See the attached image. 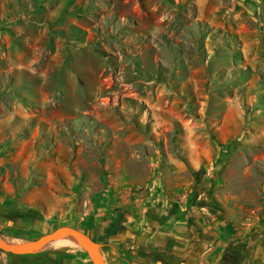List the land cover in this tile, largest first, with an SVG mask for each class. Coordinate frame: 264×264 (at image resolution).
<instances>
[{"label": "rangeland", "instance_id": "obj_1", "mask_svg": "<svg viewBox=\"0 0 264 264\" xmlns=\"http://www.w3.org/2000/svg\"><path fill=\"white\" fill-rule=\"evenodd\" d=\"M155 208L264 231V0H0V237Z\"/></svg>", "mask_w": 264, "mask_h": 264}, {"label": "crops", "instance_id": "obj_2", "mask_svg": "<svg viewBox=\"0 0 264 264\" xmlns=\"http://www.w3.org/2000/svg\"><path fill=\"white\" fill-rule=\"evenodd\" d=\"M143 214L139 221L134 218L137 226L125 225L126 220L123 222L114 214H97L92 216L93 225L81 223L80 231L100 244L101 255L109 257V252L115 251L126 256L128 264H221L224 257L227 264H264V231L254 232L256 235L251 231L246 236L242 230L239 235L224 228L215 231L200 214H178L157 208ZM53 256L1 253L0 264H64L57 263Z\"/></svg>", "mask_w": 264, "mask_h": 264}, {"label": "water", "instance_id": "obj_3", "mask_svg": "<svg viewBox=\"0 0 264 264\" xmlns=\"http://www.w3.org/2000/svg\"><path fill=\"white\" fill-rule=\"evenodd\" d=\"M60 238H73L87 254L92 264H104L100 254V245L79 229L70 226L57 227L52 232L25 242H8L0 237V251L12 255L35 254Z\"/></svg>", "mask_w": 264, "mask_h": 264}, {"label": "bare ground", "instance_id": "obj_4", "mask_svg": "<svg viewBox=\"0 0 264 264\" xmlns=\"http://www.w3.org/2000/svg\"><path fill=\"white\" fill-rule=\"evenodd\" d=\"M50 246L80 248L79 244L73 238H60V239H57V240L51 242Z\"/></svg>", "mask_w": 264, "mask_h": 264}]
</instances>
